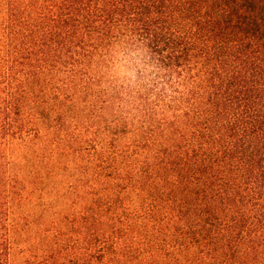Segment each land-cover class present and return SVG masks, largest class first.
Returning a JSON list of instances; mask_svg holds the SVG:
<instances>
[{"label": "trees", "instance_id": "trees-1", "mask_svg": "<svg viewBox=\"0 0 264 264\" xmlns=\"http://www.w3.org/2000/svg\"><path fill=\"white\" fill-rule=\"evenodd\" d=\"M0 264H264V0H0Z\"/></svg>", "mask_w": 264, "mask_h": 264}]
</instances>
